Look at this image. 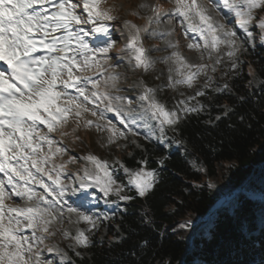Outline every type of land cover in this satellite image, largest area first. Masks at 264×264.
<instances>
[{
    "label": "snow or ice",
    "instance_id": "6c2138e0",
    "mask_svg": "<svg viewBox=\"0 0 264 264\" xmlns=\"http://www.w3.org/2000/svg\"><path fill=\"white\" fill-rule=\"evenodd\" d=\"M105 2L106 0H0V264H53L51 259L42 258L44 250L55 253L59 264H75L68 251L62 250L58 245L47 244L46 241L59 233L64 240L72 241L67 245L68 250L76 257H81L82 253L77 249L88 248L91 245L90 234L97 229L101 219L107 220L109 217L107 214L96 215L81 210L83 205L74 207L65 199L66 195H75L81 190L95 187L109 205L117 202L110 200L111 196L117 197L118 201L133 199L125 193L126 186L118 182L108 162L101 161L94 155L83 158L94 165V170L86 167L83 175L77 174L79 187L63 184L59 172L53 177L43 166L45 160L37 155L42 142L48 145L53 143L48 134L40 130L39 125H44L49 133L56 131L58 125L67 122L73 106L88 111L86 104L108 101L107 110L115 111L125 127H129L126 121L136 123V117L122 115L120 109L114 108L111 103L113 99H127L111 95L109 88L119 91V76L114 72L107 75L104 73V64H108L109 68L115 67L109 63L112 59L109 52L115 42L109 38L104 46L94 47L85 39L96 34L108 35L109 28L104 22L117 17L112 15L113 8L101 7ZM175 4L173 14L183 18L180 21L182 25L187 22L186 34L187 31L195 32L203 41V46L193 40L187 47L200 51L201 60L204 59L205 51L209 60L213 59L214 52L218 53L211 67L213 73L216 71L215 65H219L222 60L220 45L227 49L224 54L231 61V68L238 67L236 53L243 44H238L237 41H253L254 22L255 27L260 30V40L264 43V15L257 18L259 13H264V0H220L214 4L213 8L218 15L221 11L225 13L221 19H227L228 15L234 17L233 27L213 20L207 9L197 4V0H191L190 3L188 0H175ZM81 7L86 15L77 11ZM139 7L149 6L142 4ZM151 11L153 15L147 17V24L143 28L130 21L124 22L128 29V41L121 51L127 52L128 64L134 71L143 69L148 72L155 64L143 45L141 33L152 37L165 35L158 34L155 30L149 32V27L153 23L158 24L161 16L167 13L158 5L151 6ZM194 17L199 18L198 24L192 23ZM82 25L92 27L85 30ZM237 28L244 34L243 38L238 35ZM168 47L175 49L177 45L169 42ZM101 59L104 63H101ZM160 62L169 65L170 88L174 89L177 85L192 88L197 77H205L203 88L197 90L195 96L177 101L175 108L171 110L157 99L156 89L140 82L143 91L137 101L143 111L139 118L145 122L146 127L148 120H155L163 139L166 126L175 131L182 118L202 110L203 105H190L189 101L197 96H204V89L211 86L213 78L208 75V64L190 63L178 51H172L169 56L161 58ZM251 71L250 69V73ZM223 88L227 89L228 85L224 84ZM69 89L74 90L77 95L71 94ZM62 98L64 103H58ZM127 103L131 105L133 101L127 100ZM129 111L135 110L130 108ZM96 114L95 111L92 112V115ZM75 115L79 116L80 111L77 110ZM99 115L103 117L104 113L100 112ZM216 119L219 120L220 117ZM88 123L91 124V121ZM109 143H113L111 138ZM56 151L61 152L63 149L58 148ZM116 163L120 164L128 178V184L135 188L138 196L145 197L151 192L157 177L154 169H146V159L139 162L141 167L137 169H130L119 161ZM158 163L163 165L164 161L159 160ZM37 173L42 175L38 176ZM43 175H47L52 183H46ZM33 182L43 189L42 193L28 187ZM209 187L212 185L209 184ZM9 188L10 192L7 191ZM12 197H20L22 200L26 198L31 203H26L23 207L6 206L4 200ZM66 213L69 224L78 226L83 223L87 227H77L73 235L64 227ZM25 229L31 230V234L24 235Z\"/></svg>",
    "mask_w": 264,
    "mask_h": 264
},
{
    "label": "trees",
    "instance_id": "16d2710c",
    "mask_svg": "<svg viewBox=\"0 0 264 264\" xmlns=\"http://www.w3.org/2000/svg\"><path fill=\"white\" fill-rule=\"evenodd\" d=\"M247 47L236 69L209 70L206 94L189 101L202 110L175 131L166 126L161 139L154 123L137 130L144 152L134 149L120 163L132 169L136 158L146 159L157 182L145 197L125 188L132 200L100 205L109 217L100 221L106 236L99 226L91 245L77 249L81 257L67 244L75 264H264V44ZM247 66L256 85L247 81ZM171 91L172 109L196 93ZM222 162L230 163L227 195L205 180Z\"/></svg>",
    "mask_w": 264,
    "mask_h": 264
},
{
    "label": "rangeland",
    "instance_id": "374dc122",
    "mask_svg": "<svg viewBox=\"0 0 264 264\" xmlns=\"http://www.w3.org/2000/svg\"><path fill=\"white\" fill-rule=\"evenodd\" d=\"M78 2V0H74ZM190 3L191 0H188ZM220 0H197V4L203 5L208 13L212 16L213 20L225 23L229 27H233L235 23L231 22L232 16L228 15L227 19H221L225 13L221 11L220 15L217 14V11L213 8L214 4L219 3ZM142 4H146L149 7L141 8L139 7ZM159 4V5H158ZM158 5L161 10L166 15H162L160 22L153 23L149 27V32L155 30L158 34L156 37L149 36L147 33H141L142 42L144 47L148 50V56L155 61L154 67L148 72H144L143 69H136L135 71L128 64L127 52L121 51L122 48L127 44L128 41V29L125 27L124 22L130 21L132 24L143 28L147 24V17L152 16L151 6ZM102 8H113L112 15L117 18L112 21H105V25L109 28V33L107 36L103 34H96L93 36L86 37L91 46L102 47L104 43L110 38L114 41V46L109 52V56L112 58L109 61L110 64L115 67L109 68L108 64H104V73L107 75L109 72H114L119 76L116 89L109 88L108 91L113 97L120 96L125 97V100H115L111 101L114 108H119L122 115L127 114L129 116L136 117V123L132 124L129 121V127H125V124L120 122V119L117 117L115 111H108L106 105L108 101L103 103L96 101L94 104H86L88 111H83L82 109H76L73 106V112L70 113L67 117V122L62 125L57 126V130L53 132H48L47 128L44 125H39V128L42 132L47 133L50 139L53 141L51 145H48L46 142H42V148L39 150L37 155L45 160L44 167L51 172V175L54 177L57 172L60 173L61 182L65 185L79 187V181L76 180L77 174L83 175V170L87 167L89 170H94V165L91 164L84 157L89 155L96 156L101 161H107L110 170L114 173V176L118 179L119 183H122L121 178L125 182V188L134 189L131 185L128 184V178L124 173L123 169L118 167L117 161L122 162V157L131 156V152L134 149L144 152V147L138 134L137 130L141 128L147 129L148 126L154 123L157 126L155 120H148L147 127L145 122L139 118V114L143 111L140 108V102L137 101V97L143 91L140 82L143 81L147 87L156 89L157 99L166 105L167 109L171 110L174 107L172 90L175 93H183L190 95L199 90V86L205 83L204 75H200L193 83L192 88H188L186 85H177L174 89L168 87V76H169V65L163 64L160 62L161 58L169 56L172 51H178L183 55L188 62L190 63H205L209 65V70L215 63V58L218 53H213V59L209 60L207 52H204V59H200L201 52L194 49H189L187 47L188 43L193 40L200 43L203 46V41L200 39L199 35L192 31H187V22L184 25L181 24L182 17H178L173 14V10L176 7L175 0H106L105 3L101 5ZM222 7V6H221ZM82 15L86 13L82 12V7L77 9ZM137 13V15H133ZM259 15H264V13H259ZM235 21V20H234ZM192 23L198 24L199 18L194 17ZM85 30H90L92 25H82ZM237 33L240 37H244V34L237 28ZM252 31L254 32L253 41L249 43L246 39L238 40V44H243V47L236 53L238 62H241L244 57H246L248 47L255 44H261L260 40V30L255 27V22L253 24ZM166 33H171V35H166ZM177 45L175 49L169 48L168 43ZM264 44V43H263ZM203 51V47L201 49ZM227 49L224 45L219 46V54H222V60L220 65L230 67L231 61L229 60L226 53ZM101 63H104L101 59ZM217 65H215L216 67ZM250 66H247L245 73L248 75V82L253 85L257 84V80L254 78L253 70L250 73ZM208 70V72H209ZM96 71V69H94ZM175 78V73H172ZM209 75V73H208ZM91 88V86H89ZM103 86L101 91H103ZM71 94L77 95L74 90L69 89ZM171 96V97H170ZM170 101H168L169 99ZM81 100L83 98L81 97ZM127 100H132L133 103L128 105ZM58 103H64L63 98L58 101ZM134 109L135 111H129V109ZM79 110L80 115L76 116L75 112ZM95 111L97 114L92 115V112ZM100 112H103L104 115L101 117ZM91 121V124L88 122ZM99 126V127H98ZM66 133V134H65ZM123 133V135H120ZM135 133V134H133ZM109 138L113 140V143H109ZM63 149L61 152H57V149ZM141 160L135 159V164ZM31 162H29L30 164ZM61 165H64L61 168ZM141 167V164L133 165L132 169H137ZM146 167V166H145ZM147 170H149L146 167ZM230 163L222 162L218 163L215 166L214 173L209 178H205L207 182H210L214 186L218 187L224 195L232 192L231 186L228 181L229 177ZM35 172V169H32ZM38 176L42 175L37 173ZM2 177V174H0ZM43 179L46 183L51 184L47 175H43ZM76 181L75 184L72 182ZM28 187L33 188L37 193H42L43 189L39 187L35 182L28 185ZM8 192L11 189H7ZM136 192V190H135ZM51 199V197H49ZM65 199L69 204H72L74 207L83 205L81 210H86L90 214L99 215L101 209L98 207L100 204L108 205L104 202L103 194L99 192V189L93 187L86 190H81L75 195H66ZM110 200L117 201V197L111 196ZM26 203H31L20 197H12L11 199H5L4 204L6 206L16 207L25 206ZM68 214H65L64 227L68 229L73 235H75L76 228H86L87 225L81 223L80 225L69 224L67 222ZM74 219V218H73ZM26 223V221H24ZM100 226V223L98 227ZM97 227V228H98ZM96 230V229H95ZM95 230L92 234H94ZM107 230L104 225L100 226L99 237L103 238L106 236ZM24 235H30L31 230L25 229ZM90 234V235H92ZM72 241H66L62 236L57 233L55 237L50 238L46 241L47 244L58 245L62 250L66 251V245ZM43 248V246H41ZM43 259H51L53 264H59V258L55 253H48L46 250L42 253Z\"/></svg>",
    "mask_w": 264,
    "mask_h": 264
}]
</instances>
